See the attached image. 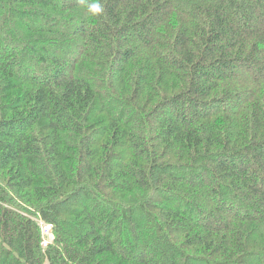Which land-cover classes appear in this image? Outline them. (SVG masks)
Wrapping results in <instances>:
<instances>
[{
  "label": "trees",
  "instance_id": "1",
  "mask_svg": "<svg viewBox=\"0 0 264 264\" xmlns=\"http://www.w3.org/2000/svg\"><path fill=\"white\" fill-rule=\"evenodd\" d=\"M0 264H264V0H0Z\"/></svg>",
  "mask_w": 264,
  "mask_h": 264
},
{
  "label": "built area",
  "instance_id": "2",
  "mask_svg": "<svg viewBox=\"0 0 264 264\" xmlns=\"http://www.w3.org/2000/svg\"><path fill=\"white\" fill-rule=\"evenodd\" d=\"M41 227L44 236L43 246L47 247L49 244H51L54 241L53 229L51 225H47L45 223H41Z\"/></svg>",
  "mask_w": 264,
  "mask_h": 264
},
{
  "label": "rangeland",
  "instance_id": "3",
  "mask_svg": "<svg viewBox=\"0 0 264 264\" xmlns=\"http://www.w3.org/2000/svg\"><path fill=\"white\" fill-rule=\"evenodd\" d=\"M48 240H50V239H48Z\"/></svg>",
  "mask_w": 264,
  "mask_h": 264
}]
</instances>
